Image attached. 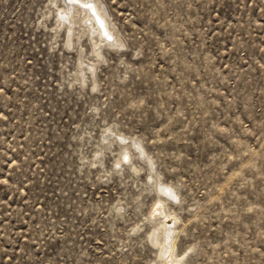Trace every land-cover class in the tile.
Here are the masks:
<instances>
[{
  "label": "rangeland",
  "instance_id": "374dc122",
  "mask_svg": "<svg viewBox=\"0 0 264 264\" xmlns=\"http://www.w3.org/2000/svg\"><path fill=\"white\" fill-rule=\"evenodd\" d=\"M83 1L0 0V264H264V0Z\"/></svg>",
  "mask_w": 264,
  "mask_h": 264
},
{
  "label": "bare ground",
  "instance_id": "6f19581e",
  "mask_svg": "<svg viewBox=\"0 0 264 264\" xmlns=\"http://www.w3.org/2000/svg\"><path fill=\"white\" fill-rule=\"evenodd\" d=\"M75 4V5H74ZM74 4H72V6H73V8L74 9H78L79 10V12H82V13H84L85 15H87V14H89V11H92L95 15H96V17H97V19H98V21L102 24L103 23V25L105 26V22H104V19H103V17H102V15H100V13H101V9L98 7V6H96V4L94 3V4H90L89 2H87V3H85L84 1L82 2V0L80 1V0H75V3ZM76 5H78V6H76ZM92 9V10H91ZM77 10V11H78ZM104 35H107V37L109 36H111V34L108 32V30H107V28L105 27V32H104ZM161 191H163V192H165V191H167V189L166 188H163V189H161ZM171 194V193H170ZM155 208H154V211H156L157 210V206H154Z\"/></svg>",
  "mask_w": 264,
  "mask_h": 264
}]
</instances>
